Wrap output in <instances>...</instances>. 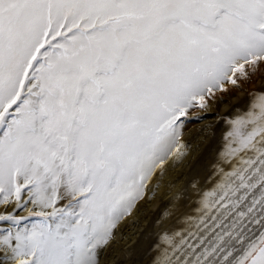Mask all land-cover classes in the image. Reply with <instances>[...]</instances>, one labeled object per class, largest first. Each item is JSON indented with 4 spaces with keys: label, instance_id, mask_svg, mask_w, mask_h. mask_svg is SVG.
Returning a JSON list of instances; mask_svg holds the SVG:
<instances>
[{
    "label": "snow or ice",
    "instance_id": "6c2138e0",
    "mask_svg": "<svg viewBox=\"0 0 264 264\" xmlns=\"http://www.w3.org/2000/svg\"><path fill=\"white\" fill-rule=\"evenodd\" d=\"M261 66L264 0H0V264H101L185 123ZM234 111L151 264H264V87Z\"/></svg>",
    "mask_w": 264,
    "mask_h": 264
},
{
    "label": "bare ground",
    "instance_id": "6f19581e",
    "mask_svg": "<svg viewBox=\"0 0 264 264\" xmlns=\"http://www.w3.org/2000/svg\"><path fill=\"white\" fill-rule=\"evenodd\" d=\"M211 119L212 118H206V120L208 121H210ZM204 132L207 137L209 136L207 129H201V131L196 134L197 136H195L192 144L195 140H198L199 144H201L202 146L203 142L207 138L200 137V134H203ZM185 134L187 133H185V128L183 127L182 135H184V138L186 137ZM184 156L185 155H183V157ZM190 156L191 158L193 157V152H190L185 156V161H187L186 164H188ZM197 158L195 157L193 159V164H195L194 162L195 160H197ZM208 163H210V160L205 163V169L203 171L202 169L201 171L200 169L196 171L197 168L195 169L193 164H190L191 166H189V170L187 169L186 164H180L182 173H180L179 176L181 177H178L179 179H177L176 177L178 175V172L175 174L174 171H167L163 177H155L151 181L149 188L146 189L145 197L135 204L131 213L125 216L113 230V236L110 239L109 244L103 249L101 253V264H104L106 262L104 253H108L107 251L110 246L115 247L114 249L118 252L117 254L120 255V257V253L122 252H120V249H118L119 246L123 248L126 247L128 250L124 252V255L126 257L125 261H121V259L117 258L116 254H112V256L107 259L108 263L110 262L109 264H143L142 262H144L145 260L151 259L153 255L151 248L154 240L157 239L158 236L164 231H170L172 229L180 230L184 225V218L186 216L185 213L187 212V209L193 208L191 206L194 205L196 197L201 192V189L210 191L211 183L215 179V174H213L212 171H209ZM168 165H170V163H168ZM175 165L177 166L178 164ZM196 174L197 176L194 178H197L196 183L199 180L200 185L196 187V183L193 182V184L190 185L187 189L188 191L186 194V199L180 197V192L183 189V186L186 185V181L188 180V178ZM159 177H162L160 182H158V180L156 179ZM157 184L159 185L158 187H156ZM153 185H155L154 195L151 192L154 189ZM173 197H176L177 199L174 203H169L173 200ZM164 205H166L165 209H163ZM165 213H167L166 216L164 215ZM194 216L193 218H195ZM157 221H159V223H156ZM185 223L186 226L184 225V228H187L188 224L187 222ZM121 238L124 239H122L123 242H121ZM136 259L138 261L137 263H134V260Z\"/></svg>",
    "mask_w": 264,
    "mask_h": 264
},
{
    "label": "rangeland",
    "instance_id": "374dc122",
    "mask_svg": "<svg viewBox=\"0 0 264 264\" xmlns=\"http://www.w3.org/2000/svg\"><path fill=\"white\" fill-rule=\"evenodd\" d=\"M264 87V66H261V68L255 72L252 76V79L248 82H242V86L240 88H234L231 86H228V91L224 92V93H217L216 94V99L215 100H209L208 101V111L206 114H203L204 118L200 119V120H191L185 123V134L186 137L184 138V135H182V143L184 145V147L182 148V151L184 153V155H188L190 152H193V157L191 158V156L189 157L190 160L187 163V161H185V156H181L179 157V159L177 158H173L169 161L170 165H168L167 170L164 172V174L167 171H174V173L176 174L178 172V175L176 176L177 179H179L178 177L180 173H182V168H180V164L182 165H187V169L189 170V166H191L193 164V159L196 157L197 160H195V164L194 167L195 169L197 168L196 171H198L200 169H202V171L205 169V163L207 161L210 160V163H208V167H209V171H212L213 174H215V179L212 181L211 183V189L214 186V183L217 181V172H216V165L219 162L218 160V152H220L222 150L223 144H224V140H223V136L225 134V132L227 131V125L224 124L219 117L224 115L227 112H231L232 116H235L237 114L236 111H234V109H238L240 111H243L249 102V94L254 92L256 89L262 88ZM216 101V102H215ZM211 110V111H210ZM220 110V111H219ZM197 111H199V109H197ZM206 118H212L210 121L206 120ZM212 121V122H211ZM205 122V123H204ZM201 129L205 130L207 129V132L209 133V136L207 137L205 132L203 134H200L201 138H206V140L203 142V145L201 146V144H199L198 140H195L194 143L192 144L195 136H197L196 134L201 131ZM192 136V137H191ZM192 144V145H191ZM195 145V146H194ZM193 148V149H192ZM192 149V150H190ZM217 158V159H216ZM175 164H178L177 166ZM191 164V165H190ZM210 165H211V169H210ZM221 167H223V165H220ZM178 167V168H177ZM163 174V176H164ZM162 176V177H163ZM196 175H192L191 177L188 178V180L186 181V185L183 186V189L180 192V197L186 199V194H187V189L190 185L194 183H196L197 178ZM162 177L156 178L158 180V182L161 181ZM155 179V180H156ZM196 187H198L200 185L199 180L197 181V183L195 184ZM153 191L152 194H155V185H153ZM210 189V191H211ZM152 190V188H151ZM203 192H206L205 189L202 190L201 192L197 195L196 197V201L194 203L193 208H188L187 212L185 213L186 217H196L199 214V201L201 198V194ZM165 203V202H164ZM163 203V204H164ZM165 206L163 207V209H165ZM197 206V207H196ZM145 209V208H144ZM162 209V210H163ZM147 210V209H146ZM145 210V211H146ZM196 214H195V213ZM189 213V214H188ZM198 213V214H197ZM22 213H20L19 211L17 212V215H20ZM186 222V220H185ZM184 222V225L186 226V223ZM156 223H159V221H157ZM183 225V227H185ZM123 238H121V242H123L122 240ZM157 239L154 240V242H156ZM153 242V243H154ZM153 243H152V257L155 255V249L153 248ZM115 247L110 246L108 249V253H104L105 257H106V262L104 264H109L108 263V258L113 255L116 254V257L121 259V261H125L126 257L124 255V252L127 251L128 249L125 247H121L119 246L118 249H120V255H118L117 251L114 249ZM151 253V252H149ZM107 255V256H106ZM123 257V258H122ZM151 259L149 260H145L144 262H142L143 264H151ZM120 261V260H119ZM137 259L134 260V263H137Z\"/></svg>",
    "mask_w": 264,
    "mask_h": 264
}]
</instances>
